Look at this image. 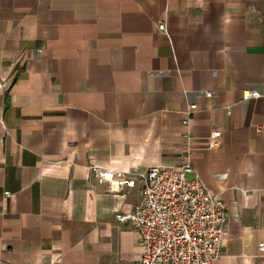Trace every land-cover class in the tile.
Instances as JSON below:
<instances>
[{"label": "crops", "instance_id": "0c3cea01", "mask_svg": "<svg viewBox=\"0 0 264 264\" xmlns=\"http://www.w3.org/2000/svg\"><path fill=\"white\" fill-rule=\"evenodd\" d=\"M244 89L264 96V0H0V264H137L114 214L182 163L190 104L193 172L225 207L212 264H264V97Z\"/></svg>", "mask_w": 264, "mask_h": 264}, {"label": "built area", "instance_id": "2783aa9c", "mask_svg": "<svg viewBox=\"0 0 264 264\" xmlns=\"http://www.w3.org/2000/svg\"><path fill=\"white\" fill-rule=\"evenodd\" d=\"M157 29L165 31L164 23L157 24ZM204 96L211 98L212 93ZM263 97L256 90H242L244 101ZM195 110L196 105L190 104L181 120L182 163L149 168L137 175L142 184L138 202L131 212L114 214L118 222L128 223L139 235L141 254L137 264H212L220 258L225 207L191 166L194 148L188 128ZM226 114H230L228 108ZM219 137V130L210 134L208 149L218 147ZM90 169L97 183L109 184L112 192L134 186V180L126 179L128 172L98 166ZM258 249L263 252L264 244Z\"/></svg>", "mask_w": 264, "mask_h": 264}]
</instances>
